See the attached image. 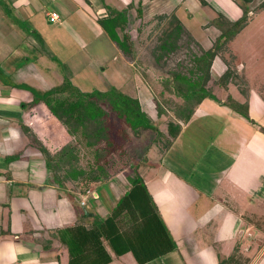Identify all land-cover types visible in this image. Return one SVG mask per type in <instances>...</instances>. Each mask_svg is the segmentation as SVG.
<instances>
[{
	"label": "crops",
	"instance_id": "0c3cea01",
	"mask_svg": "<svg viewBox=\"0 0 264 264\" xmlns=\"http://www.w3.org/2000/svg\"><path fill=\"white\" fill-rule=\"evenodd\" d=\"M69 1L74 4L71 9L62 5V0H0V78L2 76L10 78L9 75L15 74L19 81L14 84L0 82V264H68V255L66 253L60 255V241L57 232L66 226L74 225L78 221V215L82 210H76V198L81 200L82 205H85L87 210L84 211L87 220L99 218V213L103 209V202L101 201L103 189L100 186L95 190L91 188L83 194L75 189V184L70 183V187H66L69 191L63 192L56 183L52 171L48 169L44 155L37 148V145L32 143L28 134L24 132L23 125L31 126L34 133L45 142L51 152H55L57 144L66 143V139L72 137L44 103H33L35 96L30 93L32 90L26 88L25 81L29 80L30 76H33L31 79L40 80L42 66H46L49 70V65L53 67L54 64L57 69L54 62L60 63L67 69L70 66L69 63L73 61L75 53L80 50H83V55L88 57L89 54L86 49L88 50L90 45L86 41L83 42L80 33L77 34L78 28L86 26L88 29L93 28L102 33L104 28H101L99 18L107 16L108 5L117 6L116 9L118 10L127 8L134 15L132 18L136 19L139 16V20L143 18L153 19L157 18V15L175 13L183 23V16L181 15L185 14L188 19H192L193 16L188 14H194L197 11L202 12L200 14L204 16V19L201 22L204 25H197L205 30L210 29V25L204 23V21H208L207 11H205L206 9L209 10L208 3L214 5L212 9L217 10L218 13H224L225 16L232 19L228 12L214 4V0H204L205 4L202 3V0H142V16L138 15V10L133 11L132 9L136 0ZM225 1L228 2L229 0ZM262 1L264 0H253L247 3L245 0H232L235 7H229V10L230 12L237 10L238 13L236 14L239 16L243 8L253 5L256 7ZM84 3L93 5L92 10L85 9L82 6ZM76 6L77 9H75ZM95 7L96 9H94ZM135 7L138 6L135 5ZM131 26L134 25L131 24ZM211 26L215 27L213 24ZM107 37V40L112 44L113 39ZM113 45L115 44L113 43ZM120 53V62L117 66L115 64L117 67L115 71L118 76L130 68L122 61L123 53L121 50ZM46 55L50 57L46 58ZM44 58L51 60L44 65L46 62ZM104 62V60L100 61L99 64ZM38 64L41 67L37 66ZM90 65L89 62L82 63V68L70 69V73L62 70L58 80H62L60 82L63 83L65 79H68L83 92H91V90H85L86 88L81 86L84 83L78 85L74 82L76 78H84L87 75L85 71ZM92 66L97 68L95 65ZM57 74L55 72V75ZM132 79L125 78L123 80L120 77L118 84L125 85L124 87L127 89L129 84L135 83ZM44 83V85L41 83L40 87H37L40 94L50 91L60 84L51 85L50 82L46 81ZM137 88L138 86L132 88L133 93L137 91ZM127 95L138 98L135 93H127ZM214 115L223 118L224 129L225 127L232 129V126H235L239 130L240 139H248L255 132L247 121L241 119L242 117L239 118L225 105L217 104L208 98L202 101L199 110H196L188 123L183 126L180 135L161 160L150 166L153 169L152 175L143 173L144 180L178 243L177 250L145 264H218L221 261L226 262L231 253L236 251L241 253L242 251V248L236 244L238 241L237 234L234 236L231 234L226 240L231 244V247L228 248L229 250L221 251L225 252V257L219 255L218 262L212 259L208 260L210 259V248L213 247L212 242L198 223H195L193 229L190 230L185 229L183 221L184 216L189 214L186 213V210L189 211L192 209L190 206L201 202L203 199L202 191L198 192L184 177L187 173L186 168L190 169V172L187 173L189 175L196 170L195 164L198 163L199 159L203 158L204 160L206 158L203 155L202 157H194L192 154L186 158V153L190 148L185 146L184 140L194 123H199L197 121L201 119L207 120ZM198 116L201 118L198 119ZM207 127L210 129L214 125L207 124ZM197 129L199 130L201 127L197 128L196 126L194 133L198 131ZM220 133L223 137L224 132L221 131ZM250 133L252 134L249 135ZM199 134L201 133L199 132ZM48 139L53 140V147L50 146ZM214 140L200 141L204 147L203 154H206L205 148L208 146L213 148L218 145ZM221 144L223 145V143ZM248 149V145L245 143V146L235 155L231 165L237 166L239 161H244L243 159H246L244 156L251 153ZM252 154L256 153L252 151ZM229 161L230 159H228ZM231 165L225 169L224 178L220 179L223 184L228 183L226 174L231 171ZM200 169L206 172L204 167ZM216 190V188L212 189L211 194L214 195ZM121 192L123 193V191ZM86 197L88 201H86ZM89 201H91V207L88 205ZM215 202L225 203L222 199L215 200ZM233 214L225 215L227 218H232ZM107 215L102 216L106 217ZM250 227L251 225L248 228ZM216 234L218 235L217 240L222 241L219 238L222 237L219 232ZM227 236L228 234H226ZM245 247L246 252L253 250V245L249 243L245 244ZM125 255L116 257L111 264H115L118 259L120 264H126L121 259ZM131 264L139 263L135 259Z\"/></svg>",
	"mask_w": 264,
	"mask_h": 264
},
{
	"label": "rangeland",
	"instance_id": "374dc122",
	"mask_svg": "<svg viewBox=\"0 0 264 264\" xmlns=\"http://www.w3.org/2000/svg\"><path fill=\"white\" fill-rule=\"evenodd\" d=\"M67 1L62 0V5H66L70 9L74 7V4L69 0ZM141 1L136 0L137 4L135 3V5L139 6ZM213 2L217 7L219 6L218 8L228 12L233 21L238 20V17L244 13V10H241L238 16L236 14L238 13L237 10L230 12L229 7H235L232 0L228 2L225 0H214ZM135 5L132 8L133 11L138 9ZM82 6L90 10L93 8V5L91 6L85 3ZM213 6L212 3H208L209 10H205L207 11L208 21H204L205 25L209 24V20H213L219 15H224V13H218L217 10L212 9ZM113 7L116 8L117 6ZM257 7L258 5L256 7L255 5L252 7L247 6L246 9L249 10L248 18L243 22L245 26L242 30L236 35H233L234 32H232L222 39V43H225L222 51L223 55H225L226 60L233 63V67H237L238 69L239 80L237 83H230L228 87L216 85L215 82L226 69L227 65H229L221 55L215 57L211 68L210 79L206 83V87L211 89V93L221 99L222 102H217L211 98L208 99L220 105H224V101L228 98V95L244 101L245 92L249 93L250 108L248 112L252 120H247L238 113L236 115L239 118L242 117L241 119L251 125L255 130L254 134L248 139H240L238 135L239 130L235 126H232V129H228L227 127L224 129L222 124L225 122L223 118L221 119L219 117V114L211 116L207 120H198L197 122L199 123H194V126L189 129L190 131H188L186 139L184 140L185 146L190 148L186 153V158L190 157L189 154H192L194 157H202L203 155L207 158V160L206 158L204 160L203 158L199 159L200 162L198 161L195 164L196 170L189 175L187 173L188 171L190 172V169L186 168L187 173L184 177L187 178V181L198 192L202 191L203 199L201 202L194 203V205L190 206L192 209L189 211L186 210V213L189 214L185 215L183 219L185 229L191 230L195 223H198L199 227L210 239L213 247L210 248V259L208 260L212 259L217 261L219 255L225 257V252L221 251L229 250L228 248L231 247V244L226 242L231 234L233 236L237 234L238 241L236 244L242 248L241 253L237 251L231 253V256L226 262L217 261L218 264H254L255 262L256 264H264V8L255 9ZM75 9H77V6ZM124 9L122 8L120 11ZM200 13L202 12L197 11L194 14H188L193 16L192 19H188L185 14L181 15L183 16V23L186 29L183 39L180 41L181 48L171 55L163 57L160 61L156 60L155 54L160 53L157 46L161 43L164 30H168L173 26L170 20L171 16L166 14L164 18H161V15H157V18H143L142 20L138 19L139 16L136 19L132 18V25L134 26H131L128 30L135 44V55L134 60H130L126 55L122 54V61L128 67L130 66V68L122 72L121 76H118L115 71L117 64L120 62V48L113 42L114 40L111 42L117 48L107 40V36L111 37L109 32L106 29H102L103 32L101 31L102 33H99V31L93 28L88 29L86 26H80L77 34L80 33L83 37V42L85 43L86 41L90 45L88 50L86 49L89 54L88 57L83 55V50L76 52L75 56H73V61L69 63L70 66L67 69L58 62H54L57 69L53 64V67L49 65V70L46 66L41 67L38 64L37 66H40L42 69L41 79H31L33 76H30L28 78L29 80L25 81L26 88L32 90L30 93L37 97L40 95L37 87H40L41 83L42 85L45 84V81L50 82L51 85L60 83L58 84L59 86L62 84L60 82L62 80H58L61 77L62 70L70 73V69L78 70L82 68V63L89 62L91 65L85 71L87 75L84 78H76L74 82L78 85L84 83L81 86L86 88L85 90H91V92L92 90L102 92L114 90L117 92H125V94L135 93L138 96L137 99L140 101L143 110L154 121L156 129L143 130L139 135H136L131 129H128L129 134L124 131L122 135L120 134L122 136L121 139L118 137L119 134L117 132L116 134L113 132L115 142H119L117 146H123V148H119V152L108 156L107 161H102L108 166L111 177L104 183H93L90 186V189L92 188L94 190L99 186L103 189L101 198L103 209L99 213V218H102L104 214H109L112 205L123 194L121 191L124 192L130 187L127 176L133 174L135 168H138L142 174L147 173L148 175H152L153 169L150 166L158 163L166 153V145H168L169 141L167 135L170 122H179L176 109L178 106L185 104L184 97L178 95L174 90L175 82H173L172 73L177 69L187 73L188 69L195 66L193 64V55L201 54L204 50L211 48L222 31L220 28L221 31L218 28L214 29L217 26L215 25L213 27L211 23L209 24L210 29H201L197 24L204 25L201 22L204 16ZM99 24L103 28L100 22ZM200 30L203 31L202 34L204 33V35L201 34ZM120 35L122 36L123 32H120ZM69 45L71 44L69 43ZM155 47L156 53H153V48ZM87 52L84 53L87 54ZM49 57L46 55V58ZM46 58H44L46 61L44 65L51 60H46ZM103 60L105 62L99 64ZM92 65H95L97 68ZM55 72L58 74L55 75ZM9 76L10 78L2 76L0 82H9L10 84L19 82L18 76L15 74ZM120 77L123 80L125 78L129 80L133 78L132 80L135 83L129 84L126 89L124 87L125 85L118 84ZM245 82L249 85L248 88ZM134 86H138V88L133 93L132 88ZM200 105L196 110H199ZM225 106L233 113H236L230 106ZM159 107H162L164 110L162 115L158 112ZM200 118L198 116V119ZM207 121L208 123H206ZM207 124L214 125V127L209 129ZM196 126L197 128L200 126L201 129H197L198 131L194 133ZM113 130L116 131L115 126ZM229 130L231 131L229 132ZM221 131L224 132L223 137L222 133H220ZM251 132L253 131L251 130ZM206 139L207 142L209 139H215L214 142L216 141L218 145H215L213 148L212 146H208L205 148L206 154H203L204 147L200 141ZM66 140H69V143L77 149L82 168L87 171L92 167H96L95 147H88L85 140L79 135L72 136ZM245 143L248 145V151L251 153H247L244 156L246 159L239 161L237 166H232L231 164L235 159V155L245 146ZM62 144L58 145L60 146ZM101 146H105V144L103 143ZM252 151L256 154H252ZM228 159H230L229 162ZM229 165H231V171L229 174H226L228 183L223 184L220 182V179L224 178L225 169ZM202 167L205 168L206 172L200 169ZM70 183L72 182H66V184L60 185L63 192L66 193L69 191L66 187H70ZM208 185L211 186L208 187ZM214 188L217 190L212 195L211 190ZM75 189L79 191V187L76 188L75 186ZM218 199H222L225 203L215 202ZM76 200V210H82L78 215L79 218H82L86 214L85 211L87 209L85 205H82L81 200L77 198ZM86 201H88L87 197ZM88 205L91 207V201L88 202ZM230 213H234V216L227 218L225 214ZM242 215L243 217H241ZM250 225L251 227L248 228ZM249 230L251 232H248ZM217 232L222 236L219 237L222 241L217 240ZM226 234H228L227 237ZM248 243L253 245V250L246 252L245 244L247 245ZM121 259L126 264H131V262L135 261L133 255L130 253ZM115 264H120L119 259L116 260Z\"/></svg>",
	"mask_w": 264,
	"mask_h": 264
},
{
	"label": "trees",
	"instance_id": "16d2710c",
	"mask_svg": "<svg viewBox=\"0 0 264 264\" xmlns=\"http://www.w3.org/2000/svg\"><path fill=\"white\" fill-rule=\"evenodd\" d=\"M245 1L250 3L253 0ZM202 3L206 2L202 0ZM137 8L138 15L142 16V1ZM263 8L264 1L255 9ZM243 10V15L236 21L225 15H219L211 20L209 24L212 23L222 30L219 29L221 34L214 45L201 54L193 55L195 66L188 69L187 73L179 69L173 71L174 90L184 97L185 104L176 109L179 122H170L166 151L180 135L183 129L182 123L183 126L185 122L188 123L204 99L211 98L222 102L211 93L206 83L210 79L215 57L221 55L226 60L222 53L225 45L222 43L224 36L232 32L236 35L245 26L243 22L248 18L249 10L246 8ZM106 11L107 16L99 18V22L109 32L121 52L130 60H134L135 44L128 30L132 24V12L127 8L120 11L111 5H108ZM168 16H171L173 26L164 30L161 43L157 46L160 53L155 54L157 61L181 48L180 41L186 31L184 24L175 13ZM160 17L164 18L165 15ZM120 32H123L122 36ZM153 53H156V47L153 48ZM226 62L229 65L215 82L216 85L228 87L230 83H237L239 80L237 67H233V63L228 60ZM245 85L248 88L247 82ZM245 94L244 101L228 95L224 105L230 106L236 114L244 116L247 120H252L248 112L249 93L245 92ZM41 102L66 128L70 136L79 135L88 147H95L96 167L86 171L80 165L77 149L69 143V140L60 146L57 144L55 152H51L31 126L23 125L24 132L44 155L47 167L52 171L56 183L59 182L60 186L72 182L83 194L89 191L91 184L104 183L111 177L108 166L102 161H107L108 156L123 148L117 146L119 142H115L113 132L115 134L117 132L118 137L122 139L121 135L124 131L129 134L128 129L136 135L143 130L156 129L154 121L143 110L138 99L114 90L83 92L68 79L34 98L33 103ZM163 111L162 107H159L160 115ZM114 126L116 131L113 130ZM47 141L53 147V140ZM103 143L105 146H101ZM127 178L130 187L118 198L106 217L87 220V215H84L74 225L58 230L60 255H63L62 253L68 255V264H111L116 257L127 253H132L139 264H145L178 249V243L166 224L141 171L135 168L133 174L128 175Z\"/></svg>",
	"mask_w": 264,
	"mask_h": 264
},
{
	"label": "built area",
	"instance_id": "2783aa9c",
	"mask_svg": "<svg viewBox=\"0 0 264 264\" xmlns=\"http://www.w3.org/2000/svg\"><path fill=\"white\" fill-rule=\"evenodd\" d=\"M55 19V18H54Z\"/></svg>",
	"mask_w": 264,
	"mask_h": 264
}]
</instances>
